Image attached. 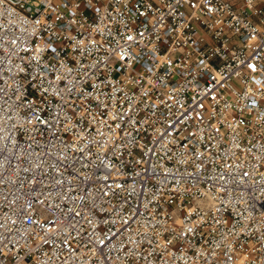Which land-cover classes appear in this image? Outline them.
Returning <instances> with one entry per match:
<instances>
[{"label": "built area", "instance_id": "obj_1", "mask_svg": "<svg viewBox=\"0 0 264 264\" xmlns=\"http://www.w3.org/2000/svg\"><path fill=\"white\" fill-rule=\"evenodd\" d=\"M0 264H264V0H0Z\"/></svg>", "mask_w": 264, "mask_h": 264}]
</instances>
